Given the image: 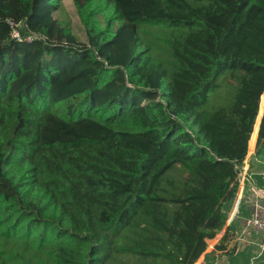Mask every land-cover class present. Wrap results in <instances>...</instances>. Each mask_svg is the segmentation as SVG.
Segmentation results:
<instances>
[{
  "label": "trees",
  "instance_id": "1",
  "mask_svg": "<svg viewBox=\"0 0 264 264\" xmlns=\"http://www.w3.org/2000/svg\"><path fill=\"white\" fill-rule=\"evenodd\" d=\"M62 1L0 0V264H103L170 140L216 169L176 257L194 264L261 117L264 0H71L81 40L55 16ZM9 21L44 39L16 40ZM224 73L233 101L209 108Z\"/></svg>",
  "mask_w": 264,
  "mask_h": 264
},
{
  "label": "rangeland",
  "instance_id": "2",
  "mask_svg": "<svg viewBox=\"0 0 264 264\" xmlns=\"http://www.w3.org/2000/svg\"><path fill=\"white\" fill-rule=\"evenodd\" d=\"M55 16L66 23L70 34L84 38L82 23L71 0H63ZM70 35L60 43H68ZM237 80L224 73L207 102V107L230 104ZM202 153L188 155L178 143L170 140L163 151L147 167L152 176L146 201L131 222L115 237L109 256L103 264H177L181 236L186 233L194 209L203 207L205 180L214 177V166H203ZM162 171L154 174L155 171ZM145 209V211H144ZM133 258V262L131 259Z\"/></svg>",
  "mask_w": 264,
  "mask_h": 264
},
{
  "label": "crops",
  "instance_id": "3",
  "mask_svg": "<svg viewBox=\"0 0 264 264\" xmlns=\"http://www.w3.org/2000/svg\"><path fill=\"white\" fill-rule=\"evenodd\" d=\"M262 96L259 104L261 117L264 108ZM261 117L256 118L248 141L247 154L239 169L237 192L227 212L226 222L215 237L207 240V248L198 260L212 264H264V253L258 254L262 233L247 224V219L257 210V200L264 199V153H256ZM217 245L220 247L217 248Z\"/></svg>",
  "mask_w": 264,
  "mask_h": 264
},
{
  "label": "built area",
  "instance_id": "4",
  "mask_svg": "<svg viewBox=\"0 0 264 264\" xmlns=\"http://www.w3.org/2000/svg\"><path fill=\"white\" fill-rule=\"evenodd\" d=\"M9 24L12 27L11 36L20 42L26 41L30 43L35 40L44 39L42 35L35 32L21 33L19 24H15L12 21H9ZM256 205H257V210L253 214H251V216L247 219V224L258 229L262 233V239L258 243V254L261 255L262 253H264V199L257 200ZM131 261L133 262V258L131 259ZM194 264H212V263H209L202 259L196 261Z\"/></svg>",
  "mask_w": 264,
  "mask_h": 264
}]
</instances>
